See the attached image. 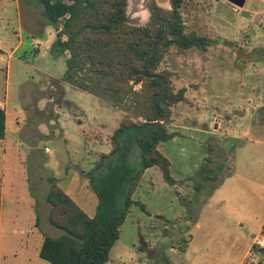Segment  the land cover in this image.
<instances>
[{
	"label": "rangeland",
	"instance_id": "rangeland-1",
	"mask_svg": "<svg viewBox=\"0 0 264 264\" xmlns=\"http://www.w3.org/2000/svg\"><path fill=\"white\" fill-rule=\"evenodd\" d=\"M19 1L20 22L17 0H0V43L14 49L24 42L13 58L0 52V95L6 97L1 100L8 112V136L0 151L5 200L0 251L2 264H49L29 244L36 243L31 194L42 213L40 241L43 234L61 233L49 222L51 207L44 203L48 176L57 177L95 216L99 199L89 163L111 151L122 113L64 81L63 93L53 96L54 79H63L67 57L51 52L56 30L43 17L42 6ZM262 1L246 0L238 10L226 0L185 1L181 12L187 32L208 41L187 50L169 47L160 68L173 73L177 88L188 89V102L175 106L170 125L177 136L158 145L171 163L172 180L158 166L145 170L106 264H240L262 229L264 19L251 22L246 11ZM152 14L129 8V23L151 25ZM208 158L217 180L197 192L199 171ZM129 163L135 171L142 168L139 149L129 155ZM123 203L120 196L118 205ZM16 216L23 226L17 230L11 225Z\"/></svg>",
	"mask_w": 264,
	"mask_h": 264
},
{
	"label": "trees",
	"instance_id": "trees-1",
	"mask_svg": "<svg viewBox=\"0 0 264 264\" xmlns=\"http://www.w3.org/2000/svg\"><path fill=\"white\" fill-rule=\"evenodd\" d=\"M26 1L41 5L43 17L56 30L51 52L67 57L63 81L122 113L111 136V151L96 153L98 158L89 163L88 176L99 199L95 216L55 176L48 177L49 222L62 234L56 238L44 235L39 255L50 264H106L145 170L158 166L164 178L172 180L171 163L158 145L177 136L170 125L175 106L188 102V89L177 88L173 73L160 69L167 50L171 46L178 50L201 47L208 38L187 32L181 12L186 0H171L170 10L156 7L152 24L141 27L128 24L127 0ZM5 136L6 112L0 106V141ZM134 149L141 156L138 171L129 163ZM199 178L197 192L205 182L217 180L210 158L200 168ZM120 196H124L123 206L118 205Z\"/></svg>",
	"mask_w": 264,
	"mask_h": 264
},
{
	"label": "crops",
	"instance_id": "crops-1",
	"mask_svg": "<svg viewBox=\"0 0 264 264\" xmlns=\"http://www.w3.org/2000/svg\"><path fill=\"white\" fill-rule=\"evenodd\" d=\"M27 3H28V1H27ZM32 3H33V1H32ZM17 4H18V11H19V19L21 18V16H22V12H21V5H20V1L19 0H17ZM28 4H31L30 2L28 3ZM29 7H31V6H29ZM27 10H29L28 8H27ZM247 11V13L248 14H251V16H252V20H251V22H253V20H255V19H258V18H260V19H264V2L262 1V2H258L256 5H254V6H252L251 8H249V9H247L246 10ZM36 18H38V15L37 16H35ZM22 19V18H21ZM21 19L19 20V22L21 21ZM23 44H24V42H23V40H20V42L17 44V46H15V48L14 49H11V48H8L7 46H5L4 44H2V43H0V52L2 53V54H7V53H9V55H10V57H12L13 58V56H14V54L23 46ZM1 59L2 60H4V57H1ZM55 80V84H56V86H55V90H52V94H53V96H55L56 97V93L57 92H62V82H63V79H54ZM65 82V81H64ZM70 85V84H69ZM71 86V85H70ZM73 87V86H72ZM63 93V92H62ZM4 99V100H6V97L5 98H2V96L0 95V106L3 108V109H5V112H6V136H5V139H3V140H1L0 141V151L2 150L1 149V146H2V144L5 142V140H6V138H7V136H8V112H7V109H6V107L2 104V100ZM46 150V149H45ZM50 150V149H49ZM51 151V150H50ZM107 154H108V152H107ZM92 155H94V154H92ZM49 177V176H48ZM48 177H47V179H48ZM57 178V177H56ZM58 179V178H57ZM48 181V180H47ZM49 183V182H48ZM67 192V191H66ZM48 193V192H47ZM31 194V193H30ZM69 194V193H68ZM32 195V204H33V208H34V213H35V222H33V224L31 225V230H32V233H33V237H34V240H35V244H33V243H29L30 244V246L31 247H35L36 248V251H37V253L38 254H40V249H41V246H42V243H43V240H44V235L45 234H43V237L41 238V241H40V236H39V234H41V233H43V232H41L40 231V216H41V212L38 210V208L36 207V199H35V197H34V195L33 194H31ZM46 195L47 194H45V196H44V203H45V200L47 201V199H46ZM4 196H3V194L1 193L0 194V217H1V220H0V228H2L3 226H4V211H3V206H4ZM46 204V203H45ZM50 207H51V205H50ZM50 211H51V208H50V210L48 211V213H49V215H50ZM44 215H47V213H45ZM18 216H16V218H15V220H17L16 222L15 221H11L12 223H11V225H14L15 226V228H16V230L19 228V229H21L23 226H22V224H18V218H17ZM15 230V231H16ZM61 231V230H60ZM35 234H37V237L35 236ZM62 234V231H61V233L60 234H57V236L56 237H59L60 235ZM52 237V236H51ZM56 237H54V238H56ZM33 240V239H32ZM250 249V245H249V247L247 248V251H246V253L248 252V250ZM246 253H245V255H246ZM39 257H40V255H39ZM245 257V256H244ZM4 255H2L1 254V251H0V264H2V262H3V260H4ZM41 258V257H40ZM42 259V258H41ZM244 259V258H243ZM42 260H44V259H42ZM48 262V261H47ZM242 262H243V260H242ZM242 262L240 263V264H242ZM49 264H50V262H48ZM37 264H45V263H43L42 261H38L37 262Z\"/></svg>",
	"mask_w": 264,
	"mask_h": 264
},
{
	"label": "water",
	"instance_id": "water-1",
	"mask_svg": "<svg viewBox=\"0 0 264 264\" xmlns=\"http://www.w3.org/2000/svg\"><path fill=\"white\" fill-rule=\"evenodd\" d=\"M227 4L235 9L238 10L245 6L246 0H226ZM149 3L152 4L151 7H149ZM157 5L161 9H171V0H127V7H126V15L128 24L135 27H141L142 25L139 24H130L129 18H128V9L131 8L132 13L136 14H144L147 13L151 16L152 12L155 10L154 6ZM159 13V12H158ZM168 32V30H167ZM166 38H164L160 46H162L165 42Z\"/></svg>",
	"mask_w": 264,
	"mask_h": 264
},
{
	"label": "built area",
	"instance_id": "built-area-1",
	"mask_svg": "<svg viewBox=\"0 0 264 264\" xmlns=\"http://www.w3.org/2000/svg\"><path fill=\"white\" fill-rule=\"evenodd\" d=\"M46 152H50L49 148H46ZM242 264H264V225L254 238Z\"/></svg>",
	"mask_w": 264,
	"mask_h": 264
},
{
	"label": "flooded vegetation",
	"instance_id": "flooded-vegetation-1",
	"mask_svg": "<svg viewBox=\"0 0 264 264\" xmlns=\"http://www.w3.org/2000/svg\"><path fill=\"white\" fill-rule=\"evenodd\" d=\"M151 6H152V4L149 3V7H151ZM154 9L156 10V5L154 6ZM155 10H154V11H155ZM154 11H153V12H154ZM157 14H158V12H157Z\"/></svg>",
	"mask_w": 264,
	"mask_h": 264
}]
</instances>
